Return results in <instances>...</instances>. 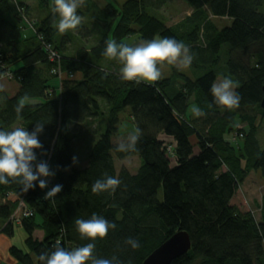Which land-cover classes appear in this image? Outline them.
<instances>
[{"label":"trees","instance_id":"16d2710c","mask_svg":"<svg viewBox=\"0 0 264 264\" xmlns=\"http://www.w3.org/2000/svg\"><path fill=\"white\" fill-rule=\"evenodd\" d=\"M37 1L39 14L23 0H0V77L9 71L19 84L13 96L0 89V129L31 131L44 123L37 155L55 172L45 189L23 192L15 181L0 185V230L11 238L19 225L25 235L24 248L9 249L14 264H41L39 254L56 244L73 250L89 242L97 258L144 264L177 231L190 234L192 248L171 264H264V199L259 222L232 204L249 173L259 172L264 179L258 137L264 120V0H185L191 12L173 25L157 16L170 0L120 5L107 0L102 8L95 0H77V13L93 8L100 38L95 45L74 47L75 52L70 41L88 38L90 31L81 22L67 34L58 32L54 4ZM212 17L227 18L229 26H217ZM133 36L183 42L193 57L195 77L173 68L171 76L154 83L122 81L121 63L103 53L106 41L130 46ZM59 66L62 77L54 72ZM220 76L237 84L238 106L215 103L210 88ZM21 103L18 115L15 108ZM126 109L138 137L132 149L120 127ZM82 124L97 140L88 165L79 167L72 161L73 142ZM162 134L172 138L174 164ZM117 136L124 139L115 142ZM121 144L125 150H119ZM129 157L140 159L136 173L117 169L115 158ZM105 176L120 184L114 192H93L95 181ZM55 184L62 190L45 199ZM21 200L32 214L19 222L12 216ZM93 214L116 227L104 238L82 239L75 221ZM129 238L140 247L128 245Z\"/></svg>","mask_w":264,"mask_h":264},{"label":"clouds","instance_id":"9594fccd","mask_svg":"<svg viewBox=\"0 0 264 264\" xmlns=\"http://www.w3.org/2000/svg\"><path fill=\"white\" fill-rule=\"evenodd\" d=\"M77 0H54L53 12L58 14L59 21L56 29L60 33L76 29L81 23V17L77 14ZM109 59H115L121 63L119 69L122 81H132L139 85L141 82H155L160 79L161 72L158 69V62L174 64L178 59L184 66L192 62V55L189 48L181 41L174 38H153L144 41L138 46H129L125 43H117L114 39L106 41L103 53ZM237 84L224 78L222 82L214 83L210 92L218 105L231 109L239 104V95L234 91ZM24 105L18 104L15 108L19 115ZM196 115H200L199 109H193ZM44 123L34 124L29 131L25 127H15L11 130L0 129V185H7L12 181L22 186L23 192L30 189H45L48 187V177L55 176L49 164L38 158L37 150L43 145L39 135L43 132ZM128 149L134 148L138 139L137 135L129 136ZM119 150H125V145L118 146ZM73 164L77 158H72ZM120 184V181L113 176H105L104 179H97L92 186L93 192H101L111 189L113 192ZM62 190V185L55 184L44 194V198L56 196ZM76 230L82 239L95 241L97 238H104L108 232L116 227L113 222L103 216L93 214L89 219H77ZM126 243L133 249L140 247L137 240L129 238ZM95 244L89 242L73 250H67L59 244L50 250L42 251L38 259L41 264H120L113 257L112 259L97 258L94 254Z\"/></svg>","mask_w":264,"mask_h":264},{"label":"rangeland","instance_id":"374dc122","mask_svg":"<svg viewBox=\"0 0 264 264\" xmlns=\"http://www.w3.org/2000/svg\"><path fill=\"white\" fill-rule=\"evenodd\" d=\"M50 1V6L54 4V0H47ZM118 4L120 5L126 0H116ZM86 3V2H85ZM82 4V3H81ZM95 5H99L101 8L105 5H107V0H95ZM89 11H87L85 14H79L81 17V22L84 27L87 28V32L90 33V37L85 38L82 37L83 40L79 41H70V51H74L75 49H78V47H83V46H92L95 45L98 41V38H100V31L97 26H95L93 23L95 22L94 19H92L93 15V8L89 7ZM78 11V10H77ZM264 12V4L260 7V12ZM191 12L190 7L187 5L185 0H170L164 7L163 9L157 14V16L163 20H166L169 25L175 24V22L181 20L182 18L185 17V15L189 14ZM213 20L215 21L216 25L219 27H225L226 25L229 26V22L227 18H216L212 17ZM58 23V22H57ZM85 23V24H84ZM81 25V24H80ZM74 30V29H73ZM26 33H29V31L25 30ZM69 33V31H66V34ZM155 38H160L159 36H156ZM144 40H140L138 36H133L131 39H129V44L130 46H138L141 43H143ZM158 69L161 72V77L160 78H166L169 77L173 74V68H178L180 71L183 73L190 75L192 77H195V74L193 73V70L191 66H184L181 61L178 59L174 64H168L166 61L165 62H158ZM224 78L220 76L217 80V84L222 82ZM2 83H6L8 86V90L11 91V87L14 84V80L11 78H0ZM148 83H154V82H148ZM14 86V85H13ZM235 91V90H234ZM13 92V91H12ZM31 100L25 101L26 103ZM192 109H195V106L192 107ZM129 110H124V112L121 114L122 117V123L120 125L121 129L123 130L124 133H126L124 136L126 138H129L130 135H136L137 131L136 128L134 127V123L131 119V116H129ZM238 127L240 129L246 128L245 125L243 124H238ZM77 130L75 131L76 133V138L74 139L73 142V151H75V155L77 158V162L79 167H84L87 166L89 161L88 157L91 152V148L93 147V144L97 140V136L95 137L93 135V131H91L85 124H82L76 128ZM258 137L260 139V143H262V146L264 147V120L263 123L258 131ZM236 133L234 135H231V139L234 141L236 138ZM233 136V138H232ZM167 144H171L172 141L169 139H165L162 137ZM123 136H117V138L114 139V141H121ZM195 152H199V148L196 146L195 147ZM173 160V164L175 161V158L170 156ZM117 160V169H120L121 167L128 168L133 173H136L138 170V167L140 165V159L138 157H129L124 160ZM239 190L237 191L232 204L238 207L242 212L248 213L251 212L255 219L257 221H261L262 217V203L264 199V179L262 175H260L259 172H251L247 175L246 180L242 182L239 186ZM163 197V191H160V198ZM17 226V225H16ZM18 233L16 237L13 239L15 240L16 243L22 244L23 242L21 241V234L23 233V229L20 227L17 228Z\"/></svg>","mask_w":264,"mask_h":264},{"label":"water","instance_id":"95a60500","mask_svg":"<svg viewBox=\"0 0 264 264\" xmlns=\"http://www.w3.org/2000/svg\"><path fill=\"white\" fill-rule=\"evenodd\" d=\"M261 106L264 109V96ZM192 248L190 234L177 231L156 248L145 260L144 264H171L174 259L184 256Z\"/></svg>","mask_w":264,"mask_h":264},{"label":"crops","instance_id":"0c3cea01","mask_svg":"<svg viewBox=\"0 0 264 264\" xmlns=\"http://www.w3.org/2000/svg\"><path fill=\"white\" fill-rule=\"evenodd\" d=\"M24 2H27V4L30 6V8L34 11V10H37V9H39V4H38V1L37 0H23ZM49 5H50V2H49ZM34 12H36V14L38 13L39 14V12L38 11H34ZM27 31H29V30H27ZM26 35L27 36H30L31 35V32L29 31V33H26ZM216 84H217V82H216ZM14 85V86H13ZM12 86H10L11 87V91H9L8 89V86L6 85V83L4 82V83H2V81L0 80V89H3L7 94H9V95H15L16 94V92L19 90L18 89V87H19V84L17 83V81H15L14 82V84H13ZM13 91V92H12ZM38 101H40L39 99H37V100H31V101H29V102H35V103H38ZM193 110V109H192ZM161 136V139H163L162 137H164L165 139H170V140H172V138L171 137H167V136H164L163 134L162 135H160ZM164 140V139H163ZM18 227H20L21 229H22V227L21 226H15V228L14 229H16V231H15V234H14V236H11V238L10 237H8L6 234H4L3 232H2V230H0V263L1 264H14V263H16L15 261H14V259H13V257H11V255H10V251H9V249H10V247L12 246V245H16V246H18L19 248H24V240H23V238H24V233H22L21 234V241L23 242L22 244H18V243H16L15 242V240L13 239L14 237H16V235H17V233H18ZM24 232V231H23ZM36 235H37V237H39V238H41L42 236H43V232H41V231H38L37 233H36Z\"/></svg>","mask_w":264,"mask_h":264},{"label":"built area","instance_id":"2783aa9c","mask_svg":"<svg viewBox=\"0 0 264 264\" xmlns=\"http://www.w3.org/2000/svg\"><path fill=\"white\" fill-rule=\"evenodd\" d=\"M52 55V59L53 60H57L58 55L54 52H51ZM54 72H57V74H59L60 77L63 76V72L61 71L60 66L58 67V70H54ZM12 78V74L9 71H6L0 78ZM168 147V155L172 156L173 155V150L174 147L172 144H167ZM18 209L15 211V213L13 214L12 218H14L17 221H21L22 217H27V216H31V211L25 206V203L23 200L20 201L19 206L17 207Z\"/></svg>","mask_w":264,"mask_h":264}]
</instances>
